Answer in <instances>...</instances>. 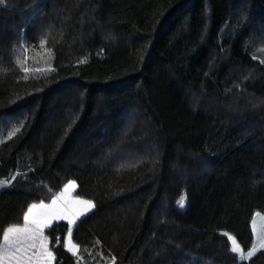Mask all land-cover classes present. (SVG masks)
<instances>
[{"label": "trees", "instance_id": "1", "mask_svg": "<svg viewBox=\"0 0 264 264\" xmlns=\"http://www.w3.org/2000/svg\"><path fill=\"white\" fill-rule=\"evenodd\" d=\"M3 180L0 229L95 203L56 264H264V0H2Z\"/></svg>", "mask_w": 264, "mask_h": 264}, {"label": "snow or ice", "instance_id": "2", "mask_svg": "<svg viewBox=\"0 0 264 264\" xmlns=\"http://www.w3.org/2000/svg\"><path fill=\"white\" fill-rule=\"evenodd\" d=\"M2 2V0H0ZM43 46V45H42ZM28 71V69H24ZM6 186V182L0 181V187ZM76 187L75 182H70L64 189V192L52 201L51 205L43 203L32 205L23 216V225L19 224L8 227L6 230L0 229L3 243L0 244V264H52L54 256L49 249L48 238L45 235V229L52 227L53 220H67V240L66 247L74 255L79 254V246L72 242L73 226L77 223L83 211L75 206H82L90 211L94 207L91 201L75 199L71 202L65 201V194ZM183 200L180 201L183 207ZM60 204L59 207L57 205ZM227 235V234H225ZM234 247L233 253H241L234 237L228 236ZM260 247L264 248V238L260 240ZM257 249L253 248L246 253L244 258H251Z\"/></svg>", "mask_w": 264, "mask_h": 264}, {"label": "rangeland", "instance_id": "3", "mask_svg": "<svg viewBox=\"0 0 264 264\" xmlns=\"http://www.w3.org/2000/svg\"><path fill=\"white\" fill-rule=\"evenodd\" d=\"M2 182H6V186L0 187V190L3 189V188H5V187H7V185H8V181L3 180ZM70 182H75L76 187H75L74 190H70L68 193L65 194V201H62L61 204L64 203V202H71V201H73V200H75V199H80V200L89 201V200H86V199H83V198L77 197V196H76V191H77V189H78V184H77L76 181H70ZM70 182H69V183H70ZM69 183H68L66 186H68ZM65 188H66V187H65ZM65 188H64V189H65ZM63 192H64V190L59 194V196H60ZM53 200H54V199H53ZM53 200H52V201H53ZM181 200H183V202H184V203H183V207H181V205H180V201H181ZM91 202H92V201H91ZM41 203H43V204H45V205H49V204H50V203H45V202H41ZM51 203H52V202H51ZM39 204H40V203H37V205H39ZM92 204L94 205V207L91 208L90 211L85 210L82 206H75L76 208H79L80 211H83V212H84V215L80 216L79 219H82L83 217L87 216L89 213H91L92 211L95 210L96 205H95L94 202H92ZM186 204H187V198H186V195L184 194V195L181 197V199L179 200V202H178V207H179V209H181V210H185V209H186ZM59 206H60V204H59ZM61 221H65V222L68 223L67 220H53V221H52V224H54V223H56V222H61ZM78 221H80V220H78ZM78 221H77V223H78ZM77 223H76V224H77ZM76 224H75V225H76ZM22 225H23V224H22ZM22 225H20V226H22ZM75 225L73 226V228L75 227ZM252 227H253L254 234H255V242H256V245H260V240H261L262 238H264V213L258 212V213L255 214V216H254V218H253V221H252ZM44 231H45V235L47 236L48 241H49L48 247H49V249L52 251L53 256H54V260L52 261V264H56V256H55V254H54V252H53V250H52V247H51V246H52V245H51V239H50V237L47 235V230L45 229ZM235 240H236V239H235ZM236 241H237V240H236ZM72 242H73V241H72ZM237 243H238V242H237ZM238 245H239V243H238ZM232 246L234 247L233 244H232ZM239 247H240V245H239ZM240 248H241V247H240ZM261 249H263V248H261ZM241 250H242V249H241ZM71 253H72V252H71ZM241 253H242V254L244 253L243 250H242ZM241 253H240V254H241Z\"/></svg>", "mask_w": 264, "mask_h": 264}, {"label": "crops", "instance_id": "4", "mask_svg": "<svg viewBox=\"0 0 264 264\" xmlns=\"http://www.w3.org/2000/svg\"><path fill=\"white\" fill-rule=\"evenodd\" d=\"M59 196V194L58 195H56L55 197H54V199H56V197H58ZM52 202V201H51ZM50 202V204L49 205H51L52 203ZM61 203V202H60ZM41 204V203H40ZM35 205H37V204H35ZM57 207H59V204L57 205ZM79 220H81V219H79ZM79 222V221H78ZM53 225V224H52ZM48 228H46V230H47ZM255 249H257V250H259V249H261V247H260V245H256V242H255ZM256 250V251H257Z\"/></svg>", "mask_w": 264, "mask_h": 264}]
</instances>
